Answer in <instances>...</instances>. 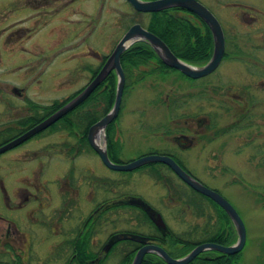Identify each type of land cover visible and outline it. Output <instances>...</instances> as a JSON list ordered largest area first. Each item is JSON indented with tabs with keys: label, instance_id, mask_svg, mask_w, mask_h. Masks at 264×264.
<instances>
[{
	"label": "rangeland",
	"instance_id": "obj_1",
	"mask_svg": "<svg viewBox=\"0 0 264 264\" xmlns=\"http://www.w3.org/2000/svg\"><path fill=\"white\" fill-rule=\"evenodd\" d=\"M198 1L224 27L226 50L232 48L233 41L229 37L234 36L243 51L249 50L245 49L248 38L256 54L264 53V0ZM33 11V8L23 7V0H0L1 132L13 126L14 120L32 114L28 110L27 99L41 106L51 105L55 101L63 102L80 91L88 84L89 69H96L102 56L112 52L123 32L132 23L146 24L147 20L145 15L133 13L125 0H76L54 15L48 24L39 23L33 35L26 38L30 32L26 28H33L27 16L34 15ZM240 12L253 14L258 18L257 22L249 26L246 20L236 15ZM240 64L228 60L215 73L196 83L185 82L176 73L161 77L155 72L135 82L140 71L154 70L155 63L135 69L132 78L127 80L128 87L122 94L119 115L113 124L112 138L122 144L114 162L128 164L148 154L151 149L169 150V144L162 136L169 127L166 102L168 98L177 102L186 100L187 106H180L173 112L174 116L185 112L191 116H207L211 121L203 140L177 158L191 175L219 191L240 214L248 239L241 254L245 256L241 264H264V126L255 127L256 133L251 131L252 128L241 126L230 130L229 125L233 124L236 112L232 113L231 107L218 100L221 87L215 81L216 74H221L223 80L238 83L240 75L237 69L243 67ZM12 87H17L21 96L11 91ZM257 91L260 94L261 90ZM98 105L100 115L102 105ZM53 131L46 130L0 154V264H64L69 250H63L62 245L69 246L66 241L71 233L80 229L84 219L82 215L88 212L91 204L88 202L90 198L85 197L89 189L94 197L92 208L94 203L103 199L110 204L107 223L95 230L98 241L103 228L108 233L120 234L131 230L142 233L155 231L148 221H142L145 224L140 226L138 210L119 206V197L141 199L143 208L153 209L163 218L166 226L162 233L167 235L168 230L185 241L204 240L220 223L209 201L204 198L194 200L192 208L184 201L180 203L175 198H168L165 183L152 177L150 168L128 172L108 169L91 149L71 150L75 134L63 129ZM158 131L164 133L157 134ZM99 139L100 143L104 142L103 138ZM160 172L173 187L189 192L188 187L169 169L160 166ZM63 181H71L79 188L76 198L72 196L66 205L63 202L67 193L53 192L54 185ZM29 182L43 183L49 189L50 207L44 210L45 217L58 216L52 211L58 202L63 211L59 217L58 234L61 235L53 234L47 226L38 224L26 253L19 243L8 242L5 246L8 240L3 236L6 220L16 219L20 228L21 222H27V216L24 207L8 208L4 196L13 199L15 189L27 186ZM80 182L82 185H77ZM2 186L5 195H2ZM15 195L19 196L16 203L20 202L22 191ZM175 248L170 249L172 253L180 254ZM122 250H125L124 246L109 250L108 257L101 264H118L123 256Z\"/></svg>",
	"mask_w": 264,
	"mask_h": 264
},
{
	"label": "flooded vegetation",
	"instance_id": "obj_2",
	"mask_svg": "<svg viewBox=\"0 0 264 264\" xmlns=\"http://www.w3.org/2000/svg\"><path fill=\"white\" fill-rule=\"evenodd\" d=\"M75 1L76 0H23V7L24 6L26 8L30 7V8H33L34 10L33 11L34 15L30 16L31 15L30 14L27 16V18H30V20L32 21L33 28L32 29L26 28V31L28 32L30 31L29 34L26 35V38L33 35L36 29V26H38L39 23H43L45 25L48 24L50 19H52L54 15L58 14V12L62 10L63 8L70 6ZM236 15H239L238 17L242 18L244 21L246 20V23L250 24L249 26H252L258 20V18L254 17L253 14H249L247 12H240ZM219 23L221 25L220 28L222 29L223 34H224V38H223L224 39V48H223L224 52L222 54V57L220 58V62L218 66L216 67V69H213L212 72L209 74L211 75L215 73L216 70L220 68L224 64V62L226 63L228 60L241 63L240 66H243V67L237 69L240 75L239 78H237L239 80L238 83L237 82L232 83V82H229V80L227 81L223 80V77L221 76V74H216V77H215L216 85L221 87V90H219L217 96L218 98H220L218 100L223 101V103L227 104L228 107L232 108L231 109L232 113L236 112L233 115V118L235 119L232 121L233 124L229 125L230 130H236L240 128L241 126V127H244L245 129L252 128L251 131H255V127L259 125L264 126V53L256 54V52L253 51L254 48L252 47V45L249 44L248 38H246L247 42L245 43L246 45L245 49L249 48V50L243 51V49H241L240 46H238L239 43H237V41L239 40H237V38H234V36L229 37V40L233 41L232 48H229L230 49L229 51L226 50L225 48L226 47V39H225L226 32H225V29H223L224 27L222 26L221 22ZM262 47L264 48V46ZM95 55L98 56L97 53ZM106 57L102 56L99 64H97L96 69H92V68L89 69L91 73L89 75L88 83L94 78L93 76L101 68L102 63H104V61L106 60ZM155 66H158V65H155ZM168 68L169 69L164 71L165 75H167L168 73L170 74L176 73L183 80H185V82H189V83H196L199 80H202L203 78L206 79V77L209 76L208 74V75L198 77L195 79V78L188 77L185 74L179 73L177 69H174L169 66ZM94 70H97L95 74H94ZM122 71L124 75V70L122 69ZM111 72L113 73L115 71L113 70ZM107 77L103 80V82H101L99 85L96 86V89L100 88V90H102L105 88L104 86L105 84H107L106 83ZM125 82H126V76H125ZM251 89H253L254 91ZM255 89L261 90L260 94H258L259 92ZM11 91L16 92L18 95L21 96L20 91L18 90L17 87H12ZM187 104L188 103H186V100H184L183 102H177V100L175 101V99L173 98H170V99L168 98L166 102V108L168 110L167 115H169V119L167 122V125L169 127L167 128L165 134H163L162 136L167 140V143L169 144L168 145L169 150L157 151V150L151 149V151L148 152V154H157V155L161 154V155H167L168 157L170 156L178 163V166H181L189 173L186 167L181 164L182 163L181 159H178L177 157L179 155H183L184 152H187V151L189 152L190 150H192V148L198 145L200 141L203 140V138L206 135L205 132L207 130V126L209 125V121L211 120L207 116H198V117L197 115L191 116L189 114H185V112H182L180 116H174L173 114L174 111H177L182 105L186 107ZM87 105H88L87 106L88 113L90 115H93L92 108H91V106H94L93 102H89L87 103ZM47 129H49V127L46 128L45 130ZM161 133H164V131H158L157 134H161ZM150 134L152 133L150 132ZM75 136L76 137L73 138L75 143L72 144L73 145V148L71 149L72 151L74 150L75 152H78V151L85 150V148H88L89 142H88V139L86 138L87 134L85 137V139L87 140V146L85 145V143L83 144L80 140H77V138H80L81 135H79L78 133H75ZM100 137L101 138L104 137V133L99 132L97 134L96 139H99ZM105 137H106V131H105ZM121 146L122 144L120 141V146H119L120 150L122 149ZM89 148H90V145H89ZM91 150L94 151L93 149ZM148 154H145V155L148 156ZM165 168H167V166H165ZM189 175L191 174L189 173ZM77 185H82V182H80ZM165 187L167 188L169 192L167 197L171 199L172 197H169L170 188L167 186V184H165ZM78 189L79 188L76 187V184H74L73 182L63 181L62 184L58 183L56 184V186L54 185L53 192H55L56 194L57 193L61 194V192L63 193V191L66 192L67 198L63 202L64 205H66L67 200H70L72 196L75 195L74 198H76V195L79 194ZM2 190H3L2 195L3 194L5 195L6 191L4 190L3 186H2ZM18 191H22V199L20 202L16 203V199L18 195L16 196L15 194H17ZM180 192H185V191L181 189ZM189 192H186V193L188 194ZM66 193H64V195H66ZM85 194L87 195L85 197L90 198L88 199V202L91 204L89 205L88 212L87 213L84 212L82 215L84 216V219L81 220L82 223L80 225L79 231L77 232L75 231L74 233H71V236L69 237L70 239L66 241L68 242L67 244H69V246H64L65 244L62 245V247H64L63 250H69L68 251L69 256L68 258L65 259L64 264H71V263L79 264L78 262L79 260L81 261L82 256L78 254V252L80 253L83 251L90 253V254L82 262V264H101V262L105 258L108 257L109 250L111 251V249H114L117 247H119L120 249L121 246L125 247V250H122L123 251L122 258L126 259L127 254L131 251H134L133 256H132V259H133L136 253V250L148 244H151V245L154 244V245L161 246L162 249H165L167 253L170 256H172V258L180 257L179 255L184 257L192 249H194L195 245H198L201 243L204 244L205 242H209V241H204V242L198 243L199 241H197L193 243L192 241H185L177 237V239H179L180 241H176V243L172 244L171 242L173 240L172 238L175 236H173L172 238H169V236L172 235V233H170L168 230H167V233H168L167 235L162 233L165 230V228L164 229L159 228L158 226L155 225L154 221L151 219L154 216H156L158 212L154 211L153 209L150 210L147 207L143 208L142 205L144 203L141 202V199L139 200L137 197H134V196H129V197L127 196L125 198L119 197V200L117 199L118 200L117 204H119V206L120 205L131 206L132 208L138 210L139 218H137V220L140 223L142 221L146 222V220L141 218L142 216H141V213L139 212V209L145 211L147 218L152 223V224L150 223V225H152V228L153 227L155 228V229L153 228L155 231H153L152 233L151 232L142 233L139 231L131 230L127 232H121L120 234V232L108 233L103 228L100 230L101 239L98 241L97 239L98 234L95 230L97 229L98 226L100 227L101 225V227H103L107 223L106 219L108 216V209H109L110 204L108 203V200L103 199V200H99L96 203H94V207L92 208L91 205L93 201L91 200L94 198L93 191L89 189L88 192H86ZM12 195H13V199H10L9 196H4L5 202H6L5 205H7L8 208H11V207L15 209L23 208V207L26 208L25 215L27 216V222L26 221L21 222V225L19 228V225L17 224L19 222H17L16 219L10 218V220L8 219L9 221L6 220L7 228H5V233L3 234V236H5L4 238H8L7 242H5L6 247H7L8 242L12 244L19 243L20 246H22L25 249L23 252L27 253V250H29V247H30L29 243H31L30 238L31 236L34 235V233H36L37 230L35 227L38 224L42 225L43 227L45 225L47 226V228L51 230L53 234H56V235L58 234L59 226H60L59 217L61 215L60 212L63 211V209L60 208L61 204L58 202L52 208V211L57 213L58 216L52 217L51 219H50V216L45 217V214L43 212L45 209L47 210L50 207V204L48 203L49 198H50V193H49V189L46 188L43 183L29 182L27 186L17 187L15 191L12 193ZM175 200L181 203L182 201L185 202L186 198L181 197V199L179 200L175 199ZM14 203H16V205ZM146 208L149 211H147ZM238 215L240 216V214ZM214 216L218 218L219 221L222 218L225 223H224L223 230H219L221 229L220 223L216 224L213 234L216 231L223 233L224 235L229 233V236H232L234 239L229 244H232V243L235 244V242L237 241L238 235L236 234L237 229H236V226L233 225V221L229 219L227 216L229 220L228 221L223 215H220L218 213L214 214ZM142 224L144 225L145 223H141L140 226ZM244 229H245V243L243 244L242 249L236 254L224 255L223 253L219 251H214L211 249L204 250L200 252L198 255L194 256V258L188 264H196L197 262H199L198 264L203 263L202 261L196 260V258H202L204 260L205 259H208V260L215 259L214 261H210L212 262V264H241L242 260L245 257V256L243 257L241 254H242L243 249L246 248L247 246L246 243H248V239L246 235L247 228L245 225H244ZM58 235H61V234H58ZM134 237H137V240H134L133 239ZM188 242H190L192 246L189 247L190 249H188L187 252H183L182 250L183 246L185 243H188ZM229 244H225V245H229ZM81 248H84V250H82ZM173 248L180 250V254L172 253L170 249H173ZM141 264H143V259H142Z\"/></svg>",
	"mask_w": 264,
	"mask_h": 264
},
{
	"label": "water",
	"instance_id": "obj_3",
	"mask_svg": "<svg viewBox=\"0 0 264 264\" xmlns=\"http://www.w3.org/2000/svg\"><path fill=\"white\" fill-rule=\"evenodd\" d=\"M126 2L129 3L137 12L149 13L168 8H181L192 12V14H196L201 20L205 22L212 35L211 40L213 41V49L210 58L202 66H194L183 62L180 58L174 55L173 52L170 51V48L165 44V42H162V40L157 35L149 32V30H147L141 24L134 23L125 32H123V35L117 41V43L114 44L115 46L113 47L112 52L108 54V57L106 58L105 62L102 63V67L99 69L97 74L93 76L94 78L87 85H85L79 93L73 96V98L71 97L66 103L63 104V106L58 107L53 113L43 118V120H39V122L34 124L33 127L31 126L28 129L22 131L23 133L3 142V144L0 145V154H3V152L22 144L25 140H28L58 121L59 118H63L65 114L86 100L87 97L90 96V94L96 89V86L103 82L107 75L114 70L116 76V88L113 104L110 106L111 108L105 115L101 116L100 119L95 122V124L93 123L87 128L88 131L86 138L88 139L91 148L99 155V159H101L103 164L109 169L127 172L134 170L139 166L145 164L148 165V163H163L164 165L168 166L176 176L185 182L187 186L200 193L201 196H206L210 198L211 201H214L215 204L219 205L222 210L226 212V215H228L233 221V225H235L237 229L236 234L238 235V239L235 244L233 243L224 246L218 243L205 242L204 244L201 243L195 245L194 249H192L184 257L174 259H172L166 250L162 249V247L159 245H144L142 248L136 250L134 257L131 260V264H141V260L146 253H154L158 255L160 259L167 264H187L194 258V256L198 255L204 250L209 249L219 251L224 255L236 254L242 249L243 244L245 243L244 225H242V219L237 214L238 212L236 209L216 190H211V188L200 183V181H198L192 175L189 176L187 171H185L181 166H178V163L167 155H143L138 159L129 162L128 164L113 162L108 158L107 149L105 148V141L103 144H100L96 140L97 134L99 132L104 133L106 129L105 126L111 123L116 118L115 116L118 115L120 108L119 104L122 100L121 94H123V84L125 80L122 67L119 65L121 57L120 54H122V52H124L133 42L145 41L150 45L153 52L158 56L162 63L177 69L179 72H182L188 77L195 79L205 76L212 72L213 69H216L224 52V34L220 28V23L215 18L213 13L198 0H126ZM151 219L154 221L156 226L161 229L164 228L165 224L163 219L160 218V214H157ZM133 239L137 240V237H134Z\"/></svg>",
	"mask_w": 264,
	"mask_h": 264
},
{
	"label": "trees",
	"instance_id": "obj_4",
	"mask_svg": "<svg viewBox=\"0 0 264 264\" xmlns=\"http://www.w3.org/2000/svg\"><path fill=\"white\" fill-rule=\"evenodd\" d=\"M133 13L137 15H145L147 17V20L145 22L146 24H143V26L146 27L151 33L157 35L162 40V42H165V44L170 48V51L173 52L182 61L187 62L189 64L201 65L206 63L207 59L210 58L212 53L211 49L213 48V42L211 40L212 35L210 30H208V26L205 24V22L199 19L196 14H192L191 12L181 8H169L149 13H141L133 10ZM120 62V65H122V69L124 70V75L126 76L124 91H126L128 87L127 80H130L132 78V73L135 69H138L140 66H145L150 62H153V64L155 63V65H158L155 66L154 70L152 69L150 72L140 71V73H138L136 76L137 78L135 82L141 81L145 77V75L154 72L155 74L163 77V75L165 76L164 71L169 69L168 66L161 63V60L156 56L149 44L144 41L132 43V45H130L124 52H122ZM95 72H97V70H94V74ZM106 83L107 84H105L104 89H95L93 94L88 96L84 102H82L80 105L76 106L72 111L64 115L63 118H59L58 121L52 124L47 130L53 131L63 129L72 134L78 133L79 135H81V137L77 138V140H80L83 144L85 143V145L87 146V140L85 139L88 130L87 128L93 122L97 121L100 116H103L113 104V96L115 94L116 84V76L114 75V72L108 74ZM26 101L28 105V110L31 111L32 114L23 117L22 119L14 120L13 126L10 125L6 127L5 130H2V132L0 131V135L2 136L0 143L20 134L24 129L33 126V124L37 123L39 120L43 119L47 115L53 113L58 107H60L61 105L63 106V104L66 102V100L63 102L55 101L51 105L41 106L40 104L34 101H30L28 99ZM89 102H93V104L95 103L94 106H91L93 115H90L87 110V103ZM98 104L102 105L100 107L102 111L100 115H98ZM114 123L115 120L105 127V138L107 140L106 149L109 155L108 157L112 161H115L114 158L116 157L117 152L120 150L119 141L112 138L115 131V128H113ZM160 166L162 167L163 165L161 163H149L148 165H143L140 168H150L149 171L152 177H154L159 182L161 180L165 184H167V186L170 188L169 197L175 198L177 200L181 199V197H185L186 204L191 208L195 204L194 200H197L198 198H204L209 201L215 213L223 215L228 220L227 215H225V211L222 210L219 205L215 204L214 201H211V199L205 196H200L198 192L190 188V192L187 194L186 192H180L179 189L173 187L169 179L161 176L162 174L160 172ZM139 212L141 213L142 219H145L146 221L151 223V221L147 218L145 211L139 209ZM224 223L225 222L221 218V229L219 230L224 229ZM169 238L173 239L171 241L172 244L176 243V241H180L179 239H177V236L174 233H172ZM233 240V237L229 236V233L224 235L223 233L216 231L214 234L211 233L207 235L204 240L202 239L198 243L209 241L225 245L231 243ZM190 246H192L190 242L185 243L182 249L183 252H187L188 249H190ZM81 249L84 250V248ZM133 252L134 251L129 252L127 254V258H122V260L118 261V264H130ZM78 254L82 256L81 261L79 260L78 263L82 264V262L89 256L90 253L83 251L80 253L78 252ZM196 260L202 261V264H212V262L210 261H214L215 259L204 260L202 258H196ZM198 263L199 262H197L196 264ZM143 264L166 263L155 254H147L143 258Z\"/></svg>",
	"mask_w": 264,
	"mask_h": 264
},
{
	"label": "bare ground",
	"instance_id": "obj_5",
	"mask_svg": "<svg viewBox=\"0 0 264 264\" xmlns=\"http://www.w3.org/2000/svg\"><path fill=\"white\" fill-rule=\"evenodd\" d=\"M97 137V136H96ZM101 138V137H100ZM97 140V142H99L100 143V141H99V139H96Z\"/></svg>",
	"mask_w": 264,
	"mask_h": 264
}]
</instances>
